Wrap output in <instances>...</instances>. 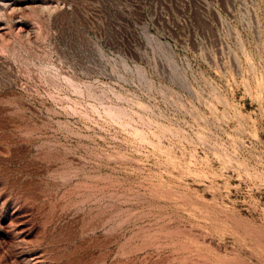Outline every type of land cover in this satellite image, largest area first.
Instances as JSON below:
<instances>
[{
	"label": "rangeland",
	"instance_id": "rangeland-1",
	"mask_svg": "<svg viewBox=\"0 0 264 264\" xmlns=\"http://www.w3.org/2000/svg\"><path fill=\"white\" fill-rule=\"evenodd\" d=\"M0 264H264V0H0Z\"/></svg>",
	"mask_w": 264,
	"mask_h": 264
}]
</instances>
